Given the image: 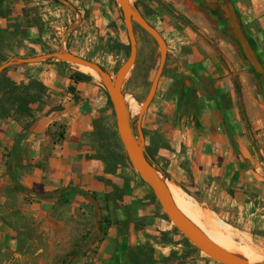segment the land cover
Segmentation results:
<instances>
[{
  "label": "crops",
  "instance_id": "1",
  "mask_svg": "<svg viewBox=\"0 0 264 264\" xmlns=\"http://www.w3.org/2000/svg\"><path fill=\"white\" fill-rule=\"evenodd\" d=\"M29 1L12 0L14 13L29 7L37 11V5L33 6ZM192 2L196 7L209 9L213 15L221 17L222 28L231 34L243 61L249 64L232 34L234 14L255 51L247 27V12L241 7L244 2ZM46 32L45 27L44 34ZM36 34L33 29L31 35L34 37ZM24 43L29 47L38 45L29 41ZM180 49L175 67L160 81L147 112L152 117L149 121L166 118L161 134L171 148L170 152H162L168 163H155L162 166L159 167L161 171L199 206L214 209L224 222L221 223L227 229L229 239L234 240L231 228L241 238L258 239L257 242L263 246L264 96L244 90L245 106L239 109L235 91L227 78L228 72L219 56L214 54L203 60L196 52L186 56ZM57 68L49 70L39 64L17 68L18 71L14 72L16 77L21 75L44 84L49 95L45 99L46 105L37 113L36 121L17 145L15 142L23 133V127L15 121L0 120V172L3 171L2 164L10 160L16 176L14 181L13 174L12 177L1 178L6 172H2L4 175L0 173V206L13 184L39 196L70 190L71 186L80 191L112 193L113 186L100 181L103 177L123 192L125 202L117 206L116 224L111 226L103 241L99 242V233L90 235L91 242L87 248L93 255L94 264H130L129 249L148 243L154 248L156 264H215L202 254L186 258L189 249L183 246L181 238L176 237L173 243L162 245L149 237L161 233L173 236L174 230L157 202L150 205V191L133 170L119 168L117 174L121 178L107 175L101 161L86 158L95 155V151L87 146L94 140V124L99 122L107 130L110 127L107 123L110 120L108 96L96 81L75 84L71 80L73 73ZM71 85L76 89V96L68 91ZM145 124L146 120L144 127ZM62 133L64 139L59 140ZM52 139H58L59 145L54 146ZM8 153L10 159L5 156ZM160 159L159 156L156 158ZM232 189L238 191L235 197L231 196ZM51 204L52 200L48 199L47 203H34L33 208L45 218L40 209ZM126 222H129L128 230L123 225ZM0 241L13 248L16 246L12 242V232L1 220Z\"/></svg>",
  "mask_w": 264,
  "mask_h": 264
},
{
  "label": "rangeland",
  "instance_id": "2",
  "mask_svg": "<svg viewBox=\"0 0 264 264\" xmlns=\"http://www.w3.org/2000/svg\"><path fill=\"white\" fill-rule=\"evenodd\" d=\"M66 1L74 7L76 13L56 0L29 1L33 6L37 5V13L45 24L47 36L46 33L43 34L42 42L38 43L36 47L24 45L21 51L22 58H27L24 56L28 53V48L35 50L38 55L59 50L71 30L72 32L66 39V50L79 53L78 56L85 59L93 60L112 78H115L130 54L124 17L116 1L115 4L110 0ZM242 1L244 2L242 5H247L245 8L240 4L247 12L246 19L249 22L247 27L251 32L249 34L264 71V0ZM130 2L137 7L145 20L161 34L167 44V61L160 81L163 77L169 76L170 69L175 67L177 57H180V48H182L181 54L185 53L186 56H190L196 52L203 60H207L214 54L219 56L223 67L228 72L227 78L235 91L236 104L239 109H243L245 106L244 90L250 93H252L251 91L258 92L264 96V74L256 73L250 64L243 61L234 38L222 28L221 17L213 15L209 9L196 7L192 0H130ZM135 35L138 44L137 63L125 82L123 93L125 97L134 98L139 103L128 102L126 104L137 135L136 123L140 105L148 96L152 81L159 68L160 51L155 41L137 25H135ZM116 41L128 46V49L117 51ZM113 47L116 48V52H112ZM43 67L49 70L58 67L57 69L68 74L75 72L84 74L80 67L56 62L43 64ZM85 75L89 76L91 81H96L102 86L97 78H93L89 74ZM104 92L107 95L105 89ZM109 109L110 120L107 123L112 132L116 133L120 143L114 111L110 104ZM151 118L146 113L142 120L143 132L147 138L146 146L149 140L155 137V132L162 133V125L166 122L165 117L149 121L152 120ZM251 132L254 135L253 129ZM52 141L54 146L59 145L58 139H52ZM96 147L98 149L97 145ZM2 165V172H9L6 164ZM156 165L158 166L157 163ZM4 177L8 178V175L1 178ZM9 177L11 176L9 175ZM167 179L169 183L179 187L169 176ZM141 183L151 193L148 186L143 181ZM11 187L12 190L6 191L4 203L0 206V220L12 232V242L16 246L13 248L0 241V264H94L93 255L87 248L91 242L90 235L101 234V240H99L101 242L105 239L111 226L116 224V210L120 204L115 202L112 193L80 191L77 187L71 186L69 187L70 193H65V196H61L62 194L39 196L33 195L32 192L25 189L17 191L14 184ZM89 197L93 198L96 206ZM48 199L52 200L53 204L40 209L45 213L43 215H46L44 218L39 211L33 208V204L47 203ZM200 209L209 215L220 232L228 238L227 229L222 224L224 222L214 213V209L202 206ZM160 210L162 211L161 208ZM105 221L111 225L106 235L102 234V226L105 225ZM168 222L171 224L169 220ZM173 228L175 227L173 226ZM229 230L233 234L234 240H230L234 244L243 246L242 248L251 247L255 251L254 255H256L257 261L264 259V245H260L257 242L258 239L246 238L247 240H245L231 228ZM181 242L186 247L182 238Z\"/></svg>",
  "mask_w": 264,
  "mask_h": 264
},
{
  "label": "water",
  "instance_id": "3",
  "mask_svg": "<svg viewBox=\"0 0 264 264\" xmlns=\"http://www.w3.org/2000/svg\"><path fill=\"white\" fill-rule=\"evenodd\" d=\"M63 6L69 8L76 13V10L66 0H56ZM122 11L124 24L127 31V36L130 46V54L127 61L120 67L116 77L112 78L101 66L88 59L75 55L66 50V39L72 32L69 31L66 39L62 43L58 51L37 55L27 58H13L10 61L0 66V75L6 73L10 69L21 68L30 65H39L46 63H66L68 65L85 67L94 71L100 80L101 85L106 90L108 98L111 102L117 126V133L126 155V158L134 171L135 175L151 190L152 195L156 199L164 215L168 218L171 224L182 234L202 255L212 260L217 264H264V259L251 263L243 256L235 252H228L223 248L213 243L199 228H197L190 220H188L176 207L169 191L167 183L169 180L161 169L156 165L147 151L146 138L142 128V120L144 115L149 110L152 102L158 91L160 79L163 75L168 47L161 34L149 24L142 16L140 11L130 0H115ZM135 25L145 31L157 44L160 51V63L154 80L152 81L148 96L143 104L140 105V112L136 123L137 135L130 120L129 109L125 104V95L123 87L125 82L137 63L138 44L135 35ZM232 34L238 41L241 50L247 59L250 66L258 74H264L262 65L250 45L249 41L242 32L240 25L237 22V17L232 16ZM87 74V73H84ZM91 76V75H90ZM93 77V76H92ZM6 175L9 176L8 173ZM71 190L56 191L49 195L58 196L63 193H69ZM91 202L95 204L92 197H89ZM96 206V204H95Z\"/></svg>",
  "mask_w": 264,
  "mask_h": 264
},
{
  "label": "trees",
  "instance_id": "4",
  "mask_svg": "<svg viewBox=\"0 0 264 264\" xmlns=\"http://www.w3.org/2000/svg\"><path fill=\"white\" fill-rule=\"evenodd\" d=\"M110 2L115 4V0H110ZM12 3V0H0V66L13 58H22L21 51L25 45V41L34 44L42 42L45 29V24L34 8H23L19 13H14ZM33 29L37 31L34 37L31 35ZM115 46L118 48L117 51L128 49V46L118 41H116ZM28 50V53L24 57L38 55L32 48H28ZM111 50L112 52H116V48L114 47ZM90 61L94 62L93 60ZM61 64L68 65L66 63ZM16 69L17 68L10 69L6 73L0 75V120L15 121L23 127V133L20 135L17 142H15V145L22 139V135L30 130L36 121L37 113L41 112L46 105L45 99L49 95L48 88L44 84L21 75L19 77L14 76ZM71 80L77 84L90 81L91 78L83 73L75 72L71 75ZM68 91L76 96V89L74 86L71 85ZM125 101L127 103H138L134 98L130 97H125ZM108 102L110 106H112L109 98ZM94 128L95 132L92 134L94 139L93 143L87 146H89L93 152L95 151V155L86 156L87 160L97 159L101 161L105 165V174L121 178V175L117 174L119 168L123 169L127 167L131 170L132 168L126 158L122 145L117 140L116 133L111 132L109 128L108 130L103 128L99 122L94 124ZM59 136V140L64 139L63 133ZM147 150L155 162L159 161L160 164L168 163V161L163 159L162 152H170L171 148L165 138L158 132H155V137L150 139L147 143ZM5 156L10 159L11 155L8 153ZM158 156L161 158L160 160H156ZM6 167L10 176L12 177L13 174V180L16 181V176H14L13 166L10 160L6 161ZM100 181L106 183V185L113 186L112 194L114 195L115 202L119 204L125 202L123 192L109 179L102 177ZM15 188L17 191L23 189L20 185H16ZM239 191L241 192L242 190L240 189ZM236 192L238 191L232 189L231 196L235 197ZM61 196H65V194ZM150 200V205L156 203V199L153 195H151ZM163 216L168 221V218L165 215ZM104 224L105 225L102 226V234L106 235L111 225L107 221H105ZM123 225L124 228L128 230L129 222L123 223ZM149 237L156 239V241L162 245L173 243L176 237L182 238L186 247L189 249V252L185 254L186 258L195 255L196 257L201 256V252L180 234L176 228L173 230V236H170L168 233H161L157 236L150 235ZM154 253V248L149 243L132 247L129 249V263L156 264L157 259Z\"/></svg>",
  "mask_w": 264,
  "mask_h": 264
},
{
  "label": "bare ground",
  "instance_id": "5",
  "mask_svg": "<svg viewBox=\"0 0 264 264\" xmlns=\"http://www.w3.org/2000/svg\"><path fill=\"white\" fill-rule=\"evenodd\" d=\"M80 70L87 73L93 78H99L98 75L89 68L80 67ZM125 104L127 102L125 101ZM140 112V111H139ZM139 114V113H138ZM141 180V178H139ZM168 191L179 211L190 220L199 230H201L213 243L223 248L228 252H237L251 263H256L255 251L251 247L238 246L234 244L229 238L224 236L217 225L212 221L208 214H205L200 209L197 202L189 197L179 187L167 183ZM240 247V248H237Z\"/></svg>",
  "mask_w": 264,
  "mask_h": 264
},
{
  "label": "flooded vegetation",
  "instance_id": "6",
  "mask_svg": "<svg viewBox=\"0 0 264 264\" xmlns=\"http://www.w3.org/2000/svg\"><path fill=\"white\" fill-rule=\"evenodd\" d=\"M189 96H190V94H189ZM139 104V103H138Z\"/></svg>",
  "mask_w": 264,
  "mask_h": 264
}]
</instances>
